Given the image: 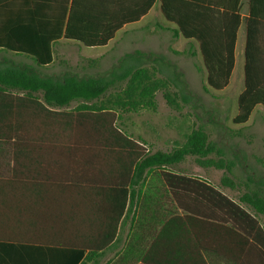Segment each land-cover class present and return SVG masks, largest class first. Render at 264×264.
<instances>
[{"label":"trees","instance_id":"obj_1","mask_svg":"<svg viewBox=\"0 0 264 264\" xmlns=\"http://www.w3.org/2000/svg\"><path fill=\"white\" fill-rule=\"evenodd\" d=\"M155 2L0 0V148L7 145L18 148L25 145L60 146L58 150L44 149L46 153L62 158L56 185L47 184V188L56 187L64 193L76 189L78 184L84 189H94L97 184L101 190L117 192H127L126 187L130 185L133 191L147 176L159 175L175 192L177 206L185 213L184 217L174 216L161 234L168 224L176 221L186 225L196 220L206 222L214 228H222L223 244L208 243L204 251L231 264H249L247 257L250 255L254 264H264V225L260 223V219H264V189L252 188L250 181L234 178L235 163L226 158L225 150L210 139L204 127L193 129L181 146L168 151H145L117 126L116 112H156L159 91L173 107H178L179 92L182 99H189L192 93L181 72L171 67L169 77L159 78L155 66L149 69L134 65L141 55L135 52L126 54L105 73L79 75L67 71L60 76L43 73L54 64V47L61 39L88 48L105 47L125 25L146 16ZM161 3L163 16L176 27L173 29L175 36L189 41L188 50L173 52L192 58L200 56L206 72L205 90L224 91L230 84L236 63L237 34L242 25L240 9L193 5L190 0H161ZM245 25V87L238 97V113L233 119L237 126L246 125L257 106L264 107V88H258L254 83L250 69L253 24L246 22ZM9 53L25 56L33 63L17 61L9 57ZM159 61L163 62L164 58L159 56ZM97 62L98 59L90 60L91 65ZM172 86L176 91H172ZM106 97L107 101H102ZM73 103H79L75 112L61 111ZM22 151L17 149L16 152ZM0 152L7 153L2 149ZM84 154L85 160L78 163V174L76 160ZM105 156L113 160L111 177L103 176L99 168L104 164ZM189 158L202 168L224 171L220 185L170 170ZM18 173L15 168L14 174ZM181 188L186 192L184 199L178 195ZM225 190L238 195L232 197ZM118 222L119 218L116 228ZM116 228L108 236L107 245L114 240ZM46 233L50 240V232ZM74 250L82 261L88 248ZM96 257L92 250L81 264H88ZM109 264L134 263L117 259ZM140 264L208 263L203 258L194 262H151L145 257Z\"/></svg>","mask_w":264,"mask_h":264},{"label":"crops","instance_id":"obj_2","mask_svg":"<svg viewBox=\"0 0 264 264\" xmlns=\"http://www.w3.org/2000/svg\"><path fill=\"white\" fill-rule=\"evenodd\" d=\"M190 4L240 9L242 25L237 34L236 63L229 86L233 83L239 59L243 64L241 74L245 84V23L248 22L253 24L252 46L249 50L252 80L258 88H264V0H190ZM161 6V0H156L146 16L134 24L125 25L108 45L102 48L109 49L121 34L134 29L136 48L133 53H141L136 58V63L153 69L160 61L157 54L149 51V38L154 37L157 30L171 32L173 37L177 38L173 32L176 27L165 19ZM63 43L76 44L61 39L54 50ZM185 43V50H188L189 41L185 39ZM8 56L18 59L17 61L33 63L31 59L21 56L10 53ZM199 58L201 59L200 56ZM256 118L264 120L262 105L254 109L247 124ZM1 149L7 153L0 152V264H81L92 250L96 252L97 257L91 259L88 264H109L117 259L140 264L145 257L151 262H194L203 258L208 264H231L203 250L208 243L223 244L222 228H214L199 220L188 225L176 221L174 224H168L161 234L164 226L170 223L174 216H185L184 211L177 206L175 192L164 184L163 177L149 175L133 191L130 185H127V192L101 190L97 184L94 189H84V186L80 187L78 184L76 189L64 193L56 187L47 188V184L56 185L58 165L61 164L62 158L58 154L46 153L44 149L58 150L60 146L25 145L18 148L15 145H7ZM17 149L23 151L16 152ZM78 157L80 160H76V172L80 174L78 163L86 157L85 154ZM112 161L109 156H105L104 164L99 167L103 176L111 177L114 169ZM15 168L18 169V174H14ZM170 170L183 172L175 168ZM186 177L211 183L202 176L186 174ZM178 193L182 199L186 196L183 188ZM115 228V238L107 245L106 240ZM46 232H50V240L47 239ZM75 248H88L82 261L78 258ZM247 258L249 264H254L251 255Z\"/></svg>","mask_w":264,"mask_h":264},{"label":"rangeland","instance_id":"obj_3","mask_svg":"<svg viewBox=\"0 0 264 264\" xmlns=\"http://www.w3.org/2000/svg\"><path fill=\"white\" fill-rule=\"evenodd\" d=\"M135 38L136 31L131 29L121 34L118 41L112 43L107 50L88 48L77 42L63 43L56 47L54 64L44 69L43 73L60 76L67 71L79 75L108 72L117 65L121 57L135 51ZM148 43L150 52L164 58L163 62L155 66L159 70L158 77H169L171 67H175L183 74L192 96L185 100L181 98L182 94L179 92L178 107H173L167 104L163 92L159 91L156 95L158 103L156 112L149 110L138 113L116 112L117 126L143 146L145 151H168L181 146L193 129L202 126L210 135V139L225 150L226 158L235 163L234 178L243 182L250 181L252 188L264 189V120L256 118L244 126L233 123L238 113V96L244 87L242 61L239 59L237 62L232 85L224 91L207 92L206 72L201 59L173 52L186 49L184 38H174L171 32L157 30V34L149 38ZM93 59H98L96 65H91L90 60ZM134 65L141 66L136 62ZM172 91L176 89L173 87ZM107 98L102 101H107ZM78 104L73 103L61 111L75 112ZM175 169L189 175L205 177L216 186L220 185V180L225 175L222 170L200 167L193 158L187 159ZM225 191L232 197L238 195L237 192ZM260 223L264 225V219L261 218Z\"/></svg>","mask_w":264,"mask_h":264}]
</instances>
